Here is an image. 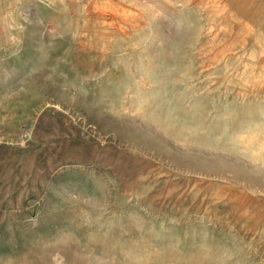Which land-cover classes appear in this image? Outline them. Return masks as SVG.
Returning <instances> with one entry per match:
<instances>
[{
  "label": "rangeland",
  "instance_id": "obj_1",
  "mask_svg": "<svg viewBox=\"0 0 264 264\" xmlns=\"http://www.w3.org/2000/svg\"><path fill=\"white\" fill-rule=\"evenodd\" d=\"M264 264V0H0V264Z\"/></svg>",
  "mask_w": 264,
  "mask_h": 264
},
{
  "label": "clouds",
  "instance_id": "obj_2",
  "mask_svg": "<svg viewBox=\"0 0 264 264\" xmlns=\"http://www.w3.org/2000/svg\"><path fill=\"white\" fill-rule=\"evenodd\" d=\"M99 264H105V262H103V261H100V262H99Z\"/></svg>",
  "mask_w": 264,
  "mask_h": 264
}]
</instances>
